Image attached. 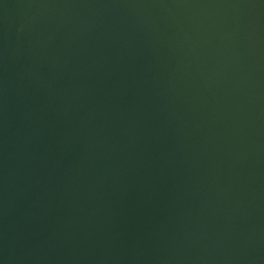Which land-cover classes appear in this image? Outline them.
Returning <instances> with one entry per match:
<instances>
[{
	"label": "water",
	"instance_id": "water-1",
	"mask_svg": "<svg viewBox=\"0 0 264 264\" xmlns=\"http://www.w3.org/2000/svg\"><path fill=\"white\" fill-rule=\"evenodd\" d=\"M0 264H264V0H0Z\"/></svg>",
	"mask_w": 264,
	"mask_h": 264
}]
</instances>
